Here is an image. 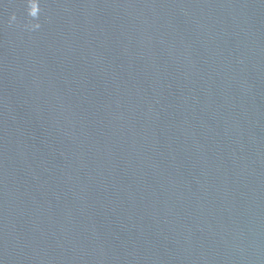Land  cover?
I'll list each match as a JSON object with an SVG mask.
<instances>
[{"label":"water","instance_id":"95a60500","mask_svg":"<svg viewBox=\"0 0 264 264\" xmlns=\"http://www.w3.org/2000/svg\"><path fill=\"white\" fill-rule=\"evenodd\" d=\"M0 264H264V0H0Z\"/></svg>","mask_w":264,"mask_h":264}]
</instances>
